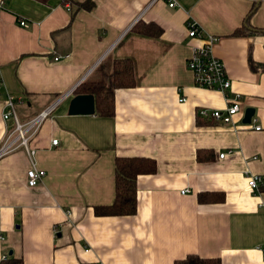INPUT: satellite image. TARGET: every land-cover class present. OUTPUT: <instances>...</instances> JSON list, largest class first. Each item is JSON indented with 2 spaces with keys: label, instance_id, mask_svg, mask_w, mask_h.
<instances>
[{
  "label": "crops",
  "instance_id": "crops-1",
  "mask_svg": "<svg viewBox=\"0 0 264 264\" xmlns=\"http://www.w3.org/2000/svg\"><path fill=\"white\" fill-rule=\"evenodd\" d=\"M92 1L87 10L5 0L0 11V143L12 127L3 119L7 92L25 100V120L77 94L107 57L130 59L135 79L115 91L113 116L70 115L73 95L57 107L32 142L46 171L39 185L27 182L24 149L0 159V264L5 256L25 264H173L187 254L264 264V189L247 184L250 175L264 177V33L253 32L264 31V0H176L173 8L165 0ZM187 20L218 38L212 51L231 80L228 95L254 108L260 130L240 115L229 124L198 116L227 101L194 85L186 60L201 40L188 36ZM138 21L162 33H136ZM243 26L245 34L233 35ZM116 157L156 161L154 174L137 178L132 216L95 212L115 200Z\"/></svg>",
  "mask_w": 264,
  "mask_h": 264
},
{
  "label": "built area",
  "instance_id": "built-area-1",
  "mask_svg": "<svg viewBox=\"0 0 264 264\" xmlns=\"http://www.w3.org/2000/svg\"><path fill=\"white\" fill-rule=\"evenodd\" d=\"M165 1L171 8L178 6L176 0ZM66 5L67 9L71 10L70 4ZM4 7L5 0H0V11L5 9ZM26 24L25 20L20 21L21 26H25ZM185 25L188 30V36L201 40V44L193 49L192 54L186 60V67L193 75L194 85L202 89L219 91L226 96L227 101V105L222 109L199 108L197 114L215 122L229 124L233 122L236 116H243L245 108L240 94L234 93L232 96L228 95L231 91V80L226 72L224 63L212 51V46L217 42L218 38L211 35L205 36L203 31L192 20H187ZM74 91L75 88L58 97L43 110L25 120L21 119L18 112V106L24 104L25 100L12 92L6 93L3 119L4 121L11 120L12 127L6 130L5 136L0 143V159L18 149H24L31 162V166L27 170V182L31 187L39 185L46 175V171L37 166V148L32 145V142L45 121L54 115L57 107L65 99L71 97ZM184 100L183 97L180 99V101ZM256 123L257 119L253 116L248 125L253 124L254 130H260L261 126ZM53 144L57 145L58 139L53 140ZM223 156H225V153L220 154V157ZM247 184L252 191H260V186L263 184V176L250 175L247 177ZM7 257L5 256L4 259Z\"/></svg>",
  "mask_w": 264,
  "mask_h": 264
},
{
  "label": "trees",
  "instance_id": "trees-1",
  "mask_svg": "<svg viewBox=\"0 0 264 264\" xmlns=\"http://www.w3.org/2000/svg\"><path fill=\"white\" fill-rule=\"evenodd\" d=\"M45 1V0H44ZM81 9H92L94 2H76L62 0ZM257 9L256 3L249 10L248 17ZM247 22H244V25ZM136 33L148 36H158L162 28L154 22H136L132 27ZM245 26L237 28L233 35L245 34ZM255 33H264L263 30H253ZM252 67L257 68L252 63ZM264 69V66L262 67ZM135 85L133 63L130 59L105 58L96 69V72L87 78L77 89V94H93L96 99V114L113 116L115 113V91L120 88H131ZM199 152L197 159H199ZM156 161L148 157H116L115 159V200L110 205L97 206V215L132 216L137 211V178L142 174H154ZM261 188V186H260ZM264 189V177L261 190ZM206 196L200 194L199 201ZM219 199H223L221 196ZM1 264H25L22 259L13 256L3 259ZM173 264H222L218 257H200L197 254H187L184 258L175 260Z\"/></svg>",
  "mask_w": 264,
  "mask_h": 264
},
{
  "label": "water",
  "instance_id": "water-1",
  "mask_svg": "<svg viewBox=\"0 0 264 264\" xmlns=\"http://www.w3.org/2000/svg\"><path fill=\"white\" fill-rule=\"evenodd\" d=\"M259 1V0H257ZM70 115H94L96 114V99L93 94H75L71 98L69 105ZM255 110L252 107H246L244 110L242 122L249 124L254 116ZM12 254V252H10Z\"/></svg>",
  "mask_w": 264,
  "mask_h": 264
}]
</instances>
